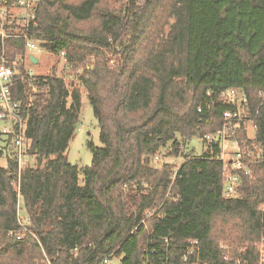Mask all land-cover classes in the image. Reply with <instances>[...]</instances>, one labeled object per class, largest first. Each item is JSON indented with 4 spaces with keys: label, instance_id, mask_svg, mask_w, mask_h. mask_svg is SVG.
<instances>
[{
    "label": "trees",
    "instance_id": "trees-1",
    "mask_svg": "<svg viewBox=\"0 0 264 264\" xmlns=\"http://www.w3.org/2000/svg\"><path fill=\"white\" fill-rule=\"evenodd\" d=\"M12 29L0 37L8 67L26 73V34L53 56L65 53L73 69L90 68L76 85L37 77V92L15 81L14 98L28 107L29 153L45 166L20 176L12 160L0 168V264L110 256L194 264L196 256L184 261L192 241L202 264H264V0H40L35 24ZM81 88L102 144L89 143L92 164L83 169L67 156ZM231 88L244 92L257 128L253 139L244 123L236 129L242 150L253 152V177L243 175L236 196L225 197L219 146L202 156L185 150L222 130ZM162 150L185 161L154 166ZM19 197L29 230L22 240L11 235L22 230ZM147 211L154 215L146 219Z\"/></svg>",
    "mask_w": 264,
    "mask_h": 264
},
{
    "label": "built area",
    "instance_id": "built-area-1",
    "mask_svg": "<svg viewBox=\"0 0 264 264\" xmlns=\"http://www.w3.org/2000/svg\"><path fill=\"white\" fill-rule=\"evenodd\" d=\"M40 0H20L16 3V6L21 10L27 12V24L23 28L29 27L30 23L35 24L37 15V7ZM0 37L2 39L7 37L3 28L0 29ZM26 47L29 54L28 61L31 62L30 56L40 51L38 44L29 38L26 34ZM62 58H65V53L61 54ZM26 68V67H25ZM20 79L23 83H28L32 92H37V87L34 82L37 77L26 68V73H23L20 69L8 67L5 64L4 52L0 53V122L3 123V127L0 129V135L6 138V149L8 148L9 160H12L18 164L19 176L23 170V166H29L30 155L29 150L31 141L27 137V119H28V107L24 110L21 101H17L14 98L13 87L15 81ZM225 103L231 106L232 109L224 113V126L222 130L217 134H207L204 136H198L197 139L209 148L218 145L220 152L217 159L222 163V170L225 180V197H234L237 194L238 187L241 183L242 176L253 177V171L251 167L246 163V159L252 158L253 152L242 150L238 140L235 137L236 129L247 121L254 123V120L250 116V110L248 106V99L244 92L231 88L223 94ZM254 124V129H256ZM227 135L234 142L236 149L233 152L227 151L224 146L225 141L228 140ZM222 140V141H221ZM223 143V144H222ZM157 156L155 160H158ZM13 185L16 189H19V183L14 182ZM154 212L147 211L145 213L146 219L152 217ZM145 224V220L142 222ZM27 224H22V230L19 232H13L17 240H22L25 234L29 233L26 228ZM168 242V240H166ZM264 242V240H263ZM263 254V250L261 249ZM199 243L197 241L190 242L185 255L184 261H189L191 257L196 256L197 259L194 264H202L199 258ZM263 258V257H262ZM111 256L103 259L102 264H110ZM48 264H50L48 262ZM263 264V262H261Z\"/></svg>",
    "mask_w": 264,
    "mask_h": 264
},
{
    "label": "rangeland",
    "instance_id": "rangeland-1",
    "mask_svg": "<svg viewBox=\"0 0 264 264\" xmlns=\"http://www.w3.org/2000/svg\"><path fill=\"white\" fill-rule=\"evenodd\" d=\"M27 12L21 10L16 4L7 5L5 0H0V29L3 28L5 34H8L6 27H12L13 33L19 34L20 28L22 29L27 24ZM36 44L39 43L36 42ZM40 48V47H39ZM35 57L38 58L39 63L37 65L29 62L28 59L19 61V65H24L29 71H31L36 77H47L52 74H55L58 78L63 79L67 85H76L78 84L77 76H82L84 74V68H90L89 63L85 66L82 65L77 69H73L66 61L65 58L56 57L48 52L42 50L35 54ZM109 58L114 62L117 58L113 53L109 54ZM18 69V66H17ZM82 92V110L80 115V121L77 127L76 136L71 141L69 150L67 152L68 161L77 166L79 169L89 167L92 164V154L89 151V143L94 144L97 147H101L100 142V127L97 119L95 118L93 108L91 103L88 100L87 92L84 88L80 89ZM3 123L0 122V129L3 127ZM247 129V135L250 139L255 138L256 129H254V123L247 121L245 123ZM228 140L225 141L224 146L227 148V151L233 152L236 147L234 142H232L229 135H227ZM222 141V140H221ZM223 144V143H222ZM6 138L0 135V168H6L9 160L8 148L6 149ZM208 146L203 142L199 141L197 138L192 139L190 143L186 145V154H194L195 156H202L208 151ZM166 150H162L159 154V159L154 160V166H162L165 163L175 164L178 168L183 164L185 160L182 157H170L167 155ZM28 165L35 166L37 159L35 157L29 158ZM42 167L45 166L43 161ZM24 168L27 166L24 165ZM23 168V169H24ZM83 175L80 174V184L83 185ZM19 218L22 224H27L28 218L25 215L23 210V203L21 197H19L18 203ZM257 245V244H256ZM227 247V245L224 244ZM258 246H260L258 244ZM231 252V247L228 246ZM261 248V247H260ZM122 258H113L111 259L110 264H121Z\"/></svg>",
    "mask_w": 264,
    "mask_h": 264
},
{
    "label": "water",
    "instance_id": "water-1",
    "mask_svg": "<svg viewBox=\"0 0 264 264\" xmlns=\"http://www.w3.org/2000/svg\"><path fill=\"white\" fill-rule=\"evenodd\" d=\"M30 60H31V62H32L33 64H35V65H37V64L39 63V60H38L35 56H33V55L30 56ZM40 163H41L40 160L37 159V165H38V167L41 166Z\"/></svg>",
    "mask_w": 264,
    "mask_h": 264
}]
</instances>
